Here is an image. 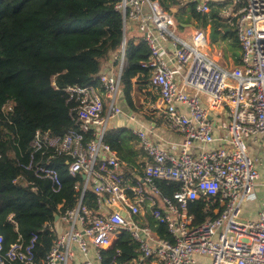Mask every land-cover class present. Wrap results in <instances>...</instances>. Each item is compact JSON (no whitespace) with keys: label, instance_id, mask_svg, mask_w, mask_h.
Listing matches in <instances>:
<instances>
[{"label":"built area","instance_id":"2783aa9c","mask_svg":"<svg viewBox=\"0 0 264 264\" xmlns=\"http://www.w3.org/2000/svg\"><path fill=\"white\" fill-rule=\"evenodd\" d=\"M242 2L239 12L225 15L241 46V62L227 68L209 54L207 29L184 38L159 0L118 1L125 30L137 23L151 49L143 65L150 68V85L160 94V107L165 106V123L183 137L173 152L153 141L148 129L136 127L152 159L142 166L143 178L128 184L126 164L105 140L110 121L123 112L125 43L119 71L104 70L98 86H67L75 126L64 135L38 129L30 162L23 164L50 179L55 192L63 185L54 164L58 157H67L68 172L83 178L75 183L76 204L59 205V219L52 227L57 236L42 264H70L76 251L82 264H102L103 250L114 246L123 230L139 242L140 253L120 264H146L149 259L154 264H198L199 255L209 256L210 264H264V0ZM196 10L210 12V0L198 1ZM168 40L176 66L167 56ZM3 110H13L10 99ZM219 113L228 120L224 134L215 132L213 115ZM257 144L263 151L252 154L249 149ZM157 179L178 181L180 187L164 195ZM14 181L37 189L24 174ZM89 189L96 195L94 205L87 203ZM200 199L205 211L216 216L194 224L190 204ZM254 199L260 200L257 217L243 218L245 205ZM147 215L164 224L171 238L149 224ZM10 219L14 221L12 215ZM36 239L34 235L27 243L19 237L6 248L0 234V264H41Z\"/></svg>","mask_w":264,"mask_h":264},{"label":"trees","instance_id":"16d2710c","mask_svg":"<svg viewBox=\"0 0 264 264\" xmlns=\"http://www.w3.org/2000/svg\"><path fill=\"white\" fill-rule=\"evenodd\" d=\"M118 1L0 0V234L6 248L19 237L28 243L37 235L35 252L41 264L57 236L52 230L55 213L60 212V204L63 208L76 204L75 183L83 178L81 174L74 176L68 172L67 157H58L54 164L63 185L55 192L50 179H42L34 170L24 168L23 164L30 162L35 132L40 129L64 135L75 126L71 115L74 102L68 100L65 88L100 85V74L111 60L120 68L124 42L121 84L130 106L135 84L141 88L138 82L151 77L150 68L143 65L151 49L142 35L129 36L123 14L117 8ZM159 1L181 29L194 25L195 21L201 28L210 24L211 33H222L224 40H230L229 49L235 62H241L237 33L218 8L200 13L196 10L197 0ZM9 99L13 110L7 113L3 105ZM136 138L133 129H109L105 135L106 142L121 159L128 156L129 142ZM21 174L34 181L37 189L15 182ZM156 184L164 195H173L180 187L178 181L157 179ZM86 199L94 205L96 195L91 189ZM204 208L202 199L190 204L194 224L216 216ZM147 221L162 236L171 238L164 224L157 223L151 215H147ZM139 248L131 232L123 230L114 246L103 250L102 264L130 260L140 253Z\"/></svg>","mask_w":264,"mask_h":264},{"label":"crops","instance_id":"0c3cea01","mask_svg":"<svg viewBox=\"0 0 264 264\" xmlns=\"http://www.w3.org/2000/svg\"><path fill=\"white\" fill-rule=\"evenodd\" d=\"M198 1L200 0H197V2ZM210 6L211 8H218L221 15L222 9L228 6L229 11L239 12L243 6V2L242 0H210ZM223 18L227 21L226 17ZM128 34L129 36L141 35L139 31H137L135 26H133L131 30L128 29ZM165 48L167 51V56L170 58L171 66L178 65L177 61L173 58V46L170 40L165 42ZM111 62L112 60L105 67V70L111 72L119 71L120 68L117 69V67ZM136 80L137 77L133 79L134 82H136ZM138 83L140 84L141 88H137L135 84V89L132 92V106L127 103L123 93L121 94L120 105L123 109V112L118 114L114 119L110 121L109 129L134 130L136 127L142 126L145 129H148L149 136L153 141L163 145L165 148L173 152H178V146L183 136L181 133L170 129L166 125L164 114L165 106L163 105V108L160 107L161 97L159 92L151 87L150 78L147 81L140 80V82ZM213 119L216 123L215 132L217 134H224L228 123L226 115L223 113H219L217 116L213 115ZM216 145L217 143L212 144V146ZM129 146L130 153L128 152V156L126 158H122V160L126 164V170L124 174L125 181L128 184H133L137 179L143 178L144 172L142 166L152 158L144 150L143 145L138 137L136 139L130 140ZM75 257L76 258L72 260L70 264H82V258L78 251H76ZM208 257L207 255H199L198 264H210L211 259L210 257ZM146 264H154V262L149 259Z\"/></svg>","mask_w":264,"mask_h":264},{"label":"rangeland","instance_id":"374dc122","mask_svg":"<svg viewBox=\"0 0 264 264\" xmlns=\"http://www.w3.org/2000/svg\"><path fill=\"white\" fill-rule=\"evenodd\" d=\"M228 7H225L222 9L221 11V15H223L222 17H226L225 15L230 12L228 10L229 9ZM198 24H199L198 21H195L194 25H187L181 29L179 28V25L177 23L178 34L184 38H188L190 37V35L192 34L194 30L201 29V27H199ZM133 26H135L138 31L137 23H134L133 25H131L129 29L131 30ZM202 29H207L210 33V44H209L210 48L208 49L209 54L215 57L216 59H218L219 62L222 63L227 68H230L234 66L235 64H237L232 54V50L229 49L230 40L229 39L224 40L222 33H218V34H216L215 32L211 33L210 24L206 28H202ZM249 151H252V154L262 153L263 145L261 144L254 145L250 147ZM263 196H264V193L262 192L260 194V199H262ZM259 206H260V200L254 199V200L248 201L242 212L243 218H256Z\"/></svg>","mask_w":264,"mask_h":264},{"label":"water","instance_id":"95a60500","mask_svg":"<svg viewBox=\"0 0 264 264\" xmlns=\"http://www.w3.org/2000/svg\"><path fill=\"white\" fill-rule=\"evenodd\" d=\"M229 29V28H228ZM235 30V29H234ZM125 43V42H124ZM84 177L86 176L85 174L83 175ZM59 219V213H55V220L57 221Z\"/></svg>","mask_w":264,"mask_h":264}]
</instances>
